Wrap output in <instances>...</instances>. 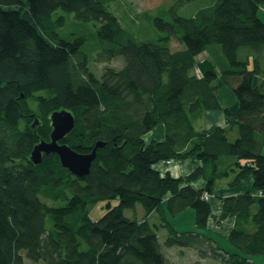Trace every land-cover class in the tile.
<instances>
[{
  "label": "trees",
  "instance_id": "1",
  "mask_svg": "<svg viewBox=\"0 0 264 264\" xmlns=\"http://www.w3.org/2000/svg\"><path fill=\"white\" fill-rule=\"evenodd\" d=\"M116 1L0 0V264H172L165 252L172 248L193 249L201 261L255 264L252 257L264 256V0H162L123 20L111 9ZM186 5L193 10L183 16ZM58 12L93 23L94 61L122 57L123 67L98 77L85 38L59 36L65 18ZM141 21L156 39L140 38ZM172 40L183 48L171 51ZM203 53L213 69L199 75ZM221 87L235 111L221 108ZM60 110L75 120L61 143L80 154L105 144L82 178L56 155L30 160ZM215 111L224 127H194ZM156 129L161 138H145ZM187 159L201 165L184 177L167 171V161ZM199 179L201 189L193 186ZM220 181L232 189L250 181L222 199L219 220L235 219L230 249L203 233L211 214L204 196L217 197ZM97 202L106 212L92 221L88 209ZM137 206L141 220L125 216ZM187 209L194 230L179 232L168 217Z\"/></svg>",
  "mask_w": 264,
  "mask_h": 264
},
{
  "label": "rangeland",
  "instance_id": "2",
  "mask_svg": "<svg viewBox=\"0 0 264 264\" xmlns=\"http://www.w3.org/2000/svg\"><path fill=\"white\" fill-rule=\"evenodd\" d=\"M162 0H118L115 4L112 5V10L115 12V14L120 19H125L127 15H131L132 13H142L145 10L151 9L153 11V8L157 7L159 4H161ZM166 3H171V0H164ZM207 1H201L197 2L195 5L199 6L201 3H206ZM110 10V9H109ZM193 10V7L191 5H186L180 12L181 15H187V13L191 12ZM57 15H63L65 18V25L58 30L59 36L64 40H71L73 37H84L85 38V46L84 51L88 53L89 56V68L99 77L103 73V70L108 67H112L115 69H120L123 67V58L119 57L117 59H113L110 62L102 63V62H96L94 61L93 55L97 53L98 46H97V40L95 38V25L93 23H81L75 20L73 15L58 12ZM134 15V14H133ZM138 24V22H137ZM137 26V25H136ZM138 31V34L141 35L140 38H144L146 35L149 37V39H156L157 38V32L154 31L150 24L146 21H141V26L137 27L136 29ZM183 48V45H180L177 41L172 40L170 42V49L171 51L179 50L180 48ZM95 52V53H94ZM206 65H209L210 68L213 69V66L208 58V55L203 53L201 56L197 58L196 61V73L200 75L202 73V70L205 68ZM228 89V88H227ZM229 90V89H228ZM224 100L228 102L227 98L224 97ZM209 125V122L207 119L203 120L202 118L196 119L194 122V127L197 129L206 127ZM159 132V131H158ZM156 132V134H158ZM236 132H229L228 138L229 140L233 141L234 134ZM160 136V134H159ZM247 189V188H246ZM245 190V189H243ZM57 204H62L61 201ZM112 206H115V202L112 201ZM166 206V204H165ZM106 212V206L104 202H97L94 205H91L88 209V215L92 221L99 220L103 214ZM143 210L137 206V211H125V216L128 218H136L138 220H141L144 216ZM194 211L191 209H187L184 212H182L178 217L172 218L168 217V221L171 222L177 231H189L194 230ZM221 215V214H220ZM220 219V216H219ZM148 221L153 224L157 222L156 215H153L152 217L148 218ZM218 222V221H217ZM50 221H47L48 226L50 225ZM166 237V233L162 232V236ZM162 236L160 237V242H162ZM164 237V238H165ZM225 245H220L223 248H227L228 242H224ZM166 250V249H165ZM168 259L172 262V264H193L194 262L199 260V257L197 255V252L193 249H179V248H172L165 251ZM252 261L255 264H264V256H255L251 258ZM201 264H219L218 261L212 260V259H205L199 260ZM23 264H44L42 262H32L28 259H24Z\"/></svg>",
  "mask_w": 264,
  "mask_h": 264
},
{
  "label": "crops",
  "instance_id": "3",
  "mask_svg": "<svg viewBox=\"0 0 264 264\" xmlns=\"http://www.w3.org/2000/svg\"><path fill=\"white\" fill-rule=\"evenodd\" d=\"M258 16L260 20L264 23V5L260 7ZM208 69L211 68L209 65H206L205 68L202 70V73ZM223 96L227 98L228 102L224 100ZM217 97L222 109H229L231 111L236 110L237 102L233 97L231 91L228 90L227 87H221L220 89H218ZM200 118H202L203 120L207 119V121L209 122L208 126L200 129H207L213 125H217L220 127H224L226 125L225 118L221 111L206 112ZM156 132H158V129H156V131L154 130L153 132L148 133L145 138L146 139L161 138L159 137L160 133L156 134ZM235 136L236 134H234V137ZM200 165H201L200 162L196 161L195 159L173 161L171 164L168 165L167 171L170 172V174L175 178L184 177L189 175L193 170H195ZM204 185L205 183L201 179L193 183V186L199 189L203 188ZM249 187H250V181L245 182L244 184H242V186L234 189L229 188L227 186V181H220L217 183V189H216L217 197L210 196L209 203L211 206V214L207 223L206 232H203L206 235L211 236L216 241L217 244L225 245L224 242L225 241L227 242V236L229 235L230 231L232 230L235 224L234 218H226L223 221L219 220V216L222 210V199L227 196L235 195L243 189L247 190L249 189ZM226 247L230 249L229 246L226 245Z\"/></svg>",
  "mask_w": 264,
  "mask_h": 264
},
{
  "label": "water",
  "instance_id": "4",
  "mask_svg": "<svg viewBox=\"0 0 264 264\" xmlns=\"http://www.w3.org/2000/svg\"><path fill=\"white\" fill-rule=\"evenodd\" d=\"M38 124L35 120L33 127ZM51 133L49 141H41L32 150L30 160L33 164H40L42 155H56L63 168L68 169L77 177L86 176L92 162L96 157V150L105 144L97 142L92 151L88 154H80L71 149L68 145L61 143L62 139L74 127L75 120L71 113L65 110L55 111L50 116Z\"/></svg>",
  "mask_w": 264,
  "mask_h": 264
},
{
  "label": "built area",
  "instance_id": "5",
  "mask_svg": "<svg viewBox=\"0 0 264 264\" xmlns=\"http://www.w3.org/2000/svg\"><path fill=\"white\" fill-rule=\"evenodd\" d=\"M170 163H171L170 161H167V162H166V165H169ZM204 199H205V200H208V199H209V196L205 194Z\"/></svg>",
  "mask_w": 264,
  "mask_h": 264
}]
</instances>
